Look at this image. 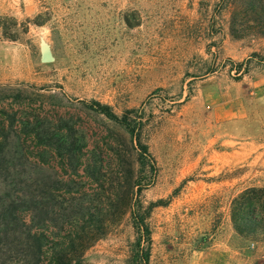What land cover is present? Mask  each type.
I'll list each match as a JSON object with an SVG mask.
<instances>
[{
    "label": "rangeland",
    "instance_id": "1",
    "mask_svg": "<svg viewBox=\"0 0 264 264\" xmlns=\"http://www.w3.org/2000/svg\"><path fill=\"white\" fill-rule=\"evenodd\" d=\"M246 7L0 0V264H51L97 221L82 263L129 264L148 210L150 264H264L232 222L264 187V36ZM94 102L136 121L153 169Z\"/></svg>",
    "mask_w": 264,
    "mask_h": 264
},
{
    "label": "trees",
    "instance_id": "2",
    "mask_svg": "<svg viewBox=\"0 0 264 264\" xmlns=\"http://www.w3.org/2000/svg\"><path fill=\"white\" fill-rule=\"evenodd\" d=\"M249 8L246 7L242 12L244 16H248V11L255 14V22L259 25V33L264 36V0H244ZM7 39L13 40L12 37L6 36ZM91 106L100 114L108 119L122 125L135 141H137L138 150L141 156V164L143 167H155V161L149 153L147 145L143 144L137 123L135 120L128 119L125 114L117 115L107 105L97 102ZM232 222L235 231L244 239L256 243L264 242V187H250L242 191L233 203ZM147 212L133 211V227L136 233V241L133 244L129 264H150L152 252V234L147 223ZM104 221H97L94 226L96 232H83L75 236L69 235L68 242H64L60 250H56L53 254L51 264H83L82 258L84 252L103 238V234L99 231L103 227ZM114 224V221H110ZM91 234V235H90ZM90 236V237H89ZM86 237H88L86 241ZM77 238V239H76ZM40 246H38L39 248Z\"/></svg>",
    "mask_w": 264,
    "mask_h": 264
},
{
    "label": "water",
    "instance_id": "3",
    "mask_svg": "<svg viewBox=\"0 0 264 264\" xmlns=\"http://www.w3.org/2000/svg\"><path fill=\"white\" fill-rule=\"evenodd\" d=\"M41 60L43 63H51L54 61L53 53L49 44L42 40L40 43Z\"/></svg>",
    "mask_w": 264,
    "mask_h": 264
}]
</instances>
